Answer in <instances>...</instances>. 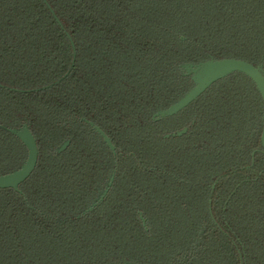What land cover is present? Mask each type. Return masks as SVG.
<instances>
[{"label": "trees", "instance_id": "obj_1", "mask_svg": "<svg viewBox=\"0 0 264 264\" xmlns=\"http://www.w3.org/2000/svg\"><path fill=\"white\" fill-rule=\"evenodd\" d=\"M209 55L264 75V0H0V174L27 157L8 129L38 148L21 193L0 189V264H264L254 82L233 72L150 119Z\"/></svg>", "mask_w": 264, "mask_h": 264}, {"label": "water", "instance_id": "obj_2", "mask_svg": "<svg viewBox=\"0 0 264 264\" xmlns=\"http://www.w3.org/2000/svg\"><path fill=\"white\" fill-rule=\"evenodd\" d=\"M70 43L74 50V45L71 39ZM180 66L185 70V74L190 76L193 86L180 99L169 105L167 108L154 112L151 115V120H159L161 118L172 116L178 113L180 110L187 107L191 102L195 101L211 84L233 72H240L249 77L254 82L263 101V124L260 142L261 146L264 147V75L261 73L259 68L243 60L234 58L213 59L211 56L206 61H201L198 63H185L181 64ZM86 123H88L101 135L104 143L111 150V152L115 154V147L105 132L91 122L86 121ZM10 132L17 136L26 147L27 158L17 169L10 173L0 175V188H12L17 192H20L19 184L30 176L36 166L38 148L34 136L26 124H23L18 129H11ZM185 132L186 128L172 135L179 136ZM66 145L67 142H65L60 149H63ZM113 180L114 172H112L110 175L105 188L101 191L98 198L86 210H84L83 213L92 210L99 202L103 200L109 188L111 187ZM142 222L145 224L144 219H142Z\"/></svg>", "mask_w": 264, "mask_h": 264}, {"label": "flooded vegetation", "instance_id": "obj_3", "mask_svg": "<svg viewBox=\"0 0 264 264\" xmlns=\"http://www.w3.org/2000/svg\"><path fill=\"white\" fill-rule=\"evenodd\" d=\"M71 46H72V45H71ZM210 56H211V55H209V58H210ZM211 57H212V56H211ZM209 58H208V59H209ZM212 58H213V57H212ZM208 59H207V60H208ZM213 59H214V58H213ZM205 61H206V60H205ZM200 62H201V61H200ZM189 63H192V62H189ZM197 63H198V62H197ZM181 64H185V63H180V64L178 65V69H179L181 75H182V76H188V75L185 74V70L180 66ZM252 65H253V64H252ZM227 76H228V75H227ZM188 77L190 78V76H188ZM190 80H191V79H190ZM191 82H192V81H191ZM192 84H193V83H192ZM192 86H193V85H192ZM187 92H188V91H187ZM187 92H186V93H187ZM173 103H174V102H173ZM191 103H192V102H191ZM171 104H172V103H171ZM171 104H170V105H171ZM167 107H168V106H167ZM167 107H166V108H167ZM163 109H165V108H163ZM160 110H161V109H160ZM152 114H153V113H152ZM152 114H151V115H152ZM174 115H175V114H174ZM168 117H169V116H168ZM164 118H165V117H164ZM150 119H151V117H150ZM161 119H162V118H161ZM159 120H160V119H159ZM86 121H88V120H85V122H86ZM88 122H89V121H88ZM24 124H25V123H24ZM87 124H88V123H87ZM262 124H263V122H262ZM22 125H23V124H22ZM22 125H21V126H22ZM26 125H27V124H26ZM21 126H20V127H21ZM27 126H28V125H27ZM20 127H19V128H20ZM28 127H29V126H28ZM185 128H186V127H185ZM11 129H18V128H10V129H8L9 132H10ZM29 129H30V128H29ZM100 129H101V128H100ZM183 129H184V128H183ZM183 129H182V130H183ZM186 130H187V128H186ZM30 131H31V130H30ZM180 131H181V130H180ZM177 132H179V131H177ZM177 132H175V133H177ZM261 132H262V130H261ZM10 133H11V132H10ZM31 133H32V132H31ZM175 133H172V134H175ZM172 134H171V136H173ZM183 134H184V133H183ZM13 135H14V134H13ZM32 135H33V134H32ZM181 135H182V134H181ZM168 136H169L168 134L165 135V137H168ZM175 136H178V135H175ZM179 136H180V135H179ZM16 137H17V136H16ZM260 137H261V134H260ZM17 138H18V137H17ZM18 139H19V138H18ZM34 139H35V138H34ZM35 141H36V140H35ZM22 144H23V143H22ZM260 144H261V142H260ZM23 145H24V144H23ZM36 145H37V144H36ZM25 148H26V147H25ZM26 150H27V149H26ZM110 151H111V150H110ZM112 154H113V153H112ZM113 155H115V154H113ZM26 158H27V157H26ZM37 159H38V158H37ZM25 160H26V159H25ZM36 163H37V162H36ZM17 168H18V167H17ZM17 168H16V169H17ZM34 169H35V168H34ZM14 170H15V169H14ZM12 171H13V170H12ZM12 171H11V172H12ZM112 172H114V171H112ZM112 172H111V174H112ZM8 173H10V172H8ZM5 174H7V173H5ZM111 174H110V175H111ZM0 175H3V174H0ZM110 175H109V177H110ZM114 175H115V174H114ZM109 177H108V180H109ZM108 180H107V182H108ZM113 181H114V180H113ZM107 182H106V184H107ZM20 184H21V183H20ZM20 184H19V185H20ZM112 184H113V183H112ZM105 186H106V185H105ZM105 186H104L102 189H100V190L98 191V193H97L96 196L94 197L93 201L89 204V206H90V205H91V204H92V203L98 198L99 194H100L101 191L105 188ZM111 186H112V185H111ZM0 189H1V188H0ZM2 189H5V188H2ZM11 189H12V188H11ZM109 189H110V188H109ZM14 191H15V190H14ZM19 191H20V189H19ZM108 191H109V190H108ZM16 192H17V191H16ZM19 193H21V191H20ZM107 193H108V192H107ZM106 195H107V194H106ZM106 195H105V196H106ZM104 198H105V197H104ZM104 198H103V199H104ZM99 203H100V202H99ZM99 203H98V204H99ZM98 204H97V205H98ZM97 205H96V206H97ZM89 206H87V208H88ZM96 206H95V207H96ZM87 208H85L84 210H86ZM84 210H83V211H84ZM83 211L81 212V214H85V213H83ZM90 211H91V210H90ZM87 212H89V211H87ZM78 216H79V215H78ZM141 217H142V216L140 215V218H141ZM142 219H143V217H142ZM143 224H144V223H143ZM197 245H198V241L196 242V246H195V247H197Z\"/></svg>", "mask_w": 264, "mask_h": 264}, {"label": "rangeland", "instance_id": "obj_4", "mask_svg": "<svg viewBox=\"0 0 264 264\" xmlns=\"http://www.w3.org/2000/svg\"><path fill=\"white\" fill-rule=\"evenodd\" d=\"M177 264H182V262H181V261H179V263H177Z\"/></svg>", "mask_w": 264, "mask_h": 264}]
</instances>
